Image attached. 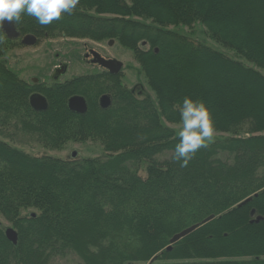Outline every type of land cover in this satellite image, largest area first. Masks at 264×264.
I'll return each mask as SVG.
<instances>
[{"label":"trees","instance_id":"16d2710c","mask_svg":"<svg viewBox=\"0 0 264 264\" xmlns=\"http://www.w3.org/2000/svg\"><path fill=\"white\" fill-rule=\"evenodd\" d=\"M195 22L250 64L168 29ZM15 24L38 41L116 40L132 52L156 103L136 96L122 73L26 82L3 61L20 41L0 31V127L49 149L97 140L105 151L36 156L0 139V215L18 237L13 244L0 225V264H49L69 253L78 264H264V0H80L48 26L27 15ZM34 91L46 110L30 107ZM105 93L112 103L102 109ZM72 95L85 97L84 114L68 110ZM185 95L204 99L226 136L181 167L173 159L178 135L161 118L180 122ZM28 208L35 212L23 215ZM210 214L165 251L175 233Z\"/></svg>","mask_w":264,"mask_h":264},{"label":"rangeland","instance_id":"374dc122","mask_svg":"<svg viewBox=\"0 0 264 264\" xmlns=\"http://www.w3.org/2000/svg\"><path fill=\"white\" fill-rule=\"evenodd\" d=\"M149 22V21H147ZM168 29L183 33L190 36L195 42H201L207 46L221 51L236 60L247 64L243 58L238 56L234 51L215 42L207 35L203 25L195 22L191 26H169ZM89 46L102 52V54L115 58L123 63L121 81L138 97H149L156 103L154 92L146 83L142 70L135 60L132 52L123 47L119 42L114 40L109 44V40L94 41L88 38H71L58 36L55 38L43 39L34 45H19L7 50L3 55V61L7 66L16 73L19 78L31 82L35 79L50 82V74L61 63H67V71L61 76L62 81L77 77L84 74H91L99 71L98 66L87 64L83 61V50ZM85 51V50H84ZM162 122L174 130L175 135L178 133L180 122H168L163 118ZM226 134L215 131V138L219 139ZM0 139L8 142L10 145L19 148L32 155H51L58 158L72 157L76 152L78 158L104 156L105 151L97 140L85 142L68 141L62 149H49L37 143L31 136L15 131L13 128L0 127ZM167 153L160 156H166ZM139 174L146 176L144 164L139 166ZM35 212V209H23L22 214ZM0 223L3 228L10 224L0 215ZM81 263L79 257L74 253H69L65 257H56L49 264H78Z\"/></svg>","mask_w":264,"mask_h":264},{"label":"clouds","instance_id":"9594fccd","mask_svg":"<svg viewBox=\"0 0 264 264\" xmlns=\"http://www.w3.org/2000/svg\"><path fill=\"white\" fill-rule=\"evenodd\" d=\"M80 0H0V28L5 20L21 23L22 15L34 17L41 26L59 20L62 14H72ZM180 126L173 159L186 167L201 148L215 138V121L207 102L185 95L179 106Z\"/></svg>","mask_w":264,"mask_h":264},{"label":"water","instance_id":"95a60500","mask_svg":"<svg viewBox=\"0 0 264 264\" xmlns=\"http://www.w3.org/2000/svg\"><path fill=\"white\" fill-rule=\"evenodd\" d=\"M0 31L3 33V35L9 39V40H15L18 39L21 36L20 30L17 28L16 24L5 20V22L2 25V28H0ZM38 41V38L31 33L24 34L21 37V43L26 46L34 45ZM114 40L110 39L109 44H113ZM90 53L93 55L92 63H97L103 68L107 69L108 71L112 73H118L121 71L123 63L115 58L106 59L102 57L98 52L96 51H90ZM67 71V64L63 63L59 67H57L52 75L53 80H57L61 75L65 74ZM28 102L30 107L35 111H43L47 109L48 102L42 94L38 92L31 93L28 97ZM112 101L111 96L109 94H103L99 98V106L102 109H107L110 107ZM68 110L74 113L78 114H84L87 110V102L86 99L81 95H72L67 99L66 102ZM76 156V152L72 153V157ZM257 192L246 197L242 201H240L238 204L235 205V208H239L250 201L253 200L254 197L257 196ZM254 215V211H251V216ZM215 218L214 214H210L207 217H205L202 221L194 223L183 230L175 233L170 239L168 245L164 248L165 251L171 250L172 246L178 242L181 238L185 237L186 235L190 234L192 231L200 227L202 224L212 220ZM262 219L261 216H256L251 222H258ZM1 225V223H0ZM5 236L9 241H11L13 244L17 243V233L14 228L11 226H8L4 228ZM156 259V255L151 258L149 263H152Z\"/></svg>","mask_w":264,"mask_h":264},{"label":"flooded vegetation","instance_id":"af4514ba","mask_svg":"<svg viewBox=\"0 0 264 264\" xmlns=\"http://www.w3.org/2000/svg\"><path fill=\"white\" fill-rule=\"evenodd\" d=\"M23 35H21L18 39H15V40H19L20 41V43H21V37H22ZM21 45H23L22 43H21ZM85 50V51H84ZM84 50H83V61L84 62H86L87 64H92V65H94V66H98V68H99V71H97V72H95L96 74L97 73H101V72H108V73H111V74H120V73H122V69H121V71L120 72H118V73H112V72H110V71H108L107 69H105V68H103L102 66H100L99 64H97V63H92V58H93V55L90 53V51H96V52H98L102 57H104V58H106V59H110V58H112V57H109L108 55H105V54H102V52H100V51H98L97 49H95V48H92V47H87V46H85V44H84ZM63 63H61L60 65H62ZM67 64V63H66ZM60 65H58L57 67H59ZM68 66V65H67ZM56 67V68H57ZM55 68V69H56ZM55 69H54V71H55ZM54 71H52L51 72V74H50V82H52V81H62V80H60L61 79V76L57 79V80H53L52 79V75H53V73H54ZM92 74V73H91ZM26 82H28V81H26ZM50 82H45V81H40V80H38V79H35L34 81L32 80L31 82H29V83H45V84H48V83H50ZM34 92H38V91H34ZM34 92H32V93H34ZM38 93H40V92H38ZM40 94H42V93H40ZM105 94H108V93H105ZM43 95V94H42ZM103 95V94H102ZM110 95V94H109ZM44 96V95H43ZM82 96V95H81ZM101 96V95H100ZM100 96L98 97V104H99V98H100ZM111 96V95H110ZM84 97V96H83ZM46 98V97H45ZM85 98V97H84ZM47 100V99H46ZM111 101H112V96H111ZM87 102V101H86Z\"/></svg>","mask_w":264,"mask_h":264}]
</instances>
